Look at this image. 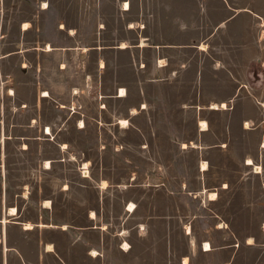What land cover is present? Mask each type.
<instances>
[{"label":"crops","instance_id":"obj_1","mask_svg":"<svg viewBox=\"0 0 264 264\" xmlns=\"http://www.w3.org/2000/svg\"><path fill=\"white\" fill-rule=\"evenodd\" d=\"M0 5V264H162L167 250L175 253L170 264L185 259L258 264L236 240L220 244L202 226L215 218L222 233L230 221L221 214L231 213L236 230L264 231V0H0ZM82 36L90 38L88 45ZM79 80H88L89 96L95 97L88 129L95 136L87 155L68 136L87 126L75 106ZM98 80L105 104L99 110ZM54 93L56 107L50 105ZM115 132L136 134L138 140L112 144L106 134ZM97 133L105 134L99 144ZM34 140L53 143L58 155L28 156ZM146 149L154 151L148 160ZM165 149L195 153L200 183L195 187L187 178L179 195L200 197L199 205H162L160 196L150 206L141 203L144 191L130 182L142 174L130 173L128 166L171 163L161 153ZM130 150L136 155L130 157ZM82 164L93 166L88 176L81 174ZM117 165L124 170L119 173ZM198 209L206 215L169 220L170 242L162 243L163 211ZM146 212L152 217L145 222ZM173 236L187 244H174ZM256 237L250 232L243 245L252 247Z\"/></svg>","mask_w":264,"mask_h":264},{"label":"rangeland","instance_id":"obj_2","mask_svg":"<svg viewBox=\"0 0 264 264\" xmlns=\"http://www.w3.org/2000/svg\"><path fill=\"white\" fill-rule=\"evenodd\" d=\"M72 1V0H70ZM23 10L26 9V6H22ZM3 12V5H0V14ZM89 37L88 36H82L80 38V41L82 44H87L89 42ZM107 39H114V38H107ZM64 43H72L71 39H65ZM98 88L96 91V107L99 110L100 107H105V104L101 103V98L102 95L100 94L101 90H103V87H101V84L99 85V80H98ZM78 85H79V94L80 95V99L77 101V103H75V106L80 109L81 112H83L82 115H85V123H86V128L85 131L79 132V133H70L68 136L70 137V139H75L76 141H79L82 145L81 147L84 148V153L88 152L87 147L90 145V138H93L95 136L94 133H89L88 129L89 125L93 126L92 124H94V120L92 117V114L94 112L95 109V102L93 99H95L94 96H89V84H88V80H79L78 81ZM52 91H54V88L51 87ZM73 92H76V90H72ZM94 92V88L93 86L91 87V92ZM44 93V92H43ZM55 93L52 95L53 99H51L50 105H52L53 107H56L55 105H59V102L57 100H55ZM78 97V94H76ZM74 108V105L71 106ZM83 117V116H82ZM52 120H55L56 122V118L55 116H52L51 118ZM80 124H82L80 122ZM84 124V121H83ZM83 126V125H81ZM46 131H47V127H46ZM105 134H101V133H97V143L99 144L101 141L104 140V136ZM108 136L107 141L112 142H119L120 139H128L129 142H135L137 141V135L136 134H129L128 138L126 134H118V133H109L106 134ZM150 139L152 138V135L149 136ZM93 140V139H92ZM111 144V145H112ZM264 144V143H263ZM262 144V145H263ZM94 146V144H93ZM9 147V146H8ZM13 149V146H12ZM146 155L145 158L146 160H148V156H152V154L154 153L153 150H149L148 149L145 150ZM2 153L4 155V149L2 150ZM161 153L163 154V156L171 161V163H168L166 165H161V166H157V165H152V164H143L140 166H136L135 164H130L128 166L129 168V172L131 173L132 171H139L140 174H142L139 179L135 180V181H131L130 183L134 184L135 186H138L137 188H139V190L144 191V193L142 194V197H140V201L142 204H144L146 206H150L152 204L153 201L156 202V199L159 198L160 196V200H161V204L162 205H169V204H177V205H199L201 202L200 197L194 199L193 201L190 200L189 198L186 197H182L179 195V193L184 189L183 186H181V183L184 182L187 178L191 181L193 186H198L199 185V181H197L196 179V174H195V170H194V165H193V161L195 159V153L193 151L190 152H182L178 149L172 150V149H165V150H161ZM28 156H33V157H37V156H42V155H49V156H57L58 155V151L56 148V145H54L53 143H49V142H45V143H41L40 141H33L32 144V149L30 151V153H27ZM81 156H85L84 154L80 153ZM129 155L130 157H133L134 155H136V151L130 150L129 151ZM82 164L81 168H80V172L81 174L84 176H88L91 172V169L93 168V166L90 165H85ZM99 168L101 169V166H95V168ZM4 168V166H3ZM118 168V172L120 173L121 169L124 170V166L121 165H117ZM154 170H157L159 172L158 175L153 176V172ZM256 171V170H255ZM232 171L231 170H225V177H231ZM216 183V182H215ZM230 183H232V181L230 180ZM166 184V186L164 185ZM159 185H161V189L160 187H158ZM149 190V191H148ZM153 191V192H150ZM223 200L225 199V196L221 197ZM205 202V201H204ZM206 204V203H205ZM166 210V208H165ZM215 212L216 211H212L209 210V214L212 216H215ZM206 215L205 212H201L199 209L196 211H189V213L184 214L182 212H177V213H169V212H162L160 219H161V224L162 227H165L166 230H164V234L162 235V243H166L168 244L170 242V231H169V220H171L173 223L175 222V220L178 223H181L182 221H184L185 219H190L191 217H195V216H204ZM152 215L148 212H146L144 214V221H148L149 219H151ZM224 218L225 220H228L230 222H227L226 227L223 230L222 233H218L217 229H215L214 227V223L212 220L209 224H208V228L205 225H203V229H205L204 231L212 237H216L217 238V242L218 243H233L236 240V244L240 243V249L242 252H244L245 250H250L251 253L253 254V257H256L258 264L261 263V261H263L264 259V246L262 245L263 243V239H264V231L262 229H249V228H243V229H235L232 223V214L231 213H225V214H221V218ZM200 217H198L197 219L194 218V220H197L196 225L198 223ZM211 220V219H210ZM248 224V223H246ZM174 227V224L172 225ZM264 226V225H263ZM144 228V225H143ZM207 228V229H206ZM196 231L199 232L200 228L199 226H196ZM256 232L257 237L255 240V244L252 245V247L248 248L245 247L243 245L244 242V238L246 237V235H248L250 232ZM235 234H234V233ZM238 237V238H237ZM239 239V240H237ZM254 241V240H253ZM171 242H173L174 244H187V239H185L184 237H175L173 236L171 238ZM167 249H169L167 247ZM175 253L173 252H169L168 250L165 253H162V257H164L166 260L163 261L162 264H170L169 258L170 257H174ZM185 261V260H184ZM185 264V263H184ZM188 264V262H187Z\"/></svg>","mask_w":264,"mask_h":264},{"label":"bare ground","instance_id":"obj_3","mask_svg":"<svg viewBox=\"0 0 264 264\" xmlns=\"http://www.w3.org/2000/svg\"><path fill=\"white\" fill-rule=\"evenodd\" d=\"M44 4H45V2H44ZM46 5V4H45ZM126 5H127V7L129 8V2H126ZM44 6V5H43ZM126 7V8H127ZM46 8V7H45ZM24 26L26 25V24H23ZM23 26V27H24ZM63 26V25H62ZM126 44V43H125ZM145 44V43H144ZM122 45H124V43L122 42ZM46 47H48L47 49H51V44H48V46H46ZM102 62V61H101ZM103 65V64H102ZM63 66V65H62ZM121 90V93H120V95H124V93H125V90L124 89H120ZM12 92V91H11ZM77 92V91H76ZM43 95L44 96H48V95H50V93H48L47 91H45L44 93H43ZM223 103V102H222ZM221 104V103H220ZM216 105V104H215ZM214 105V106H215ZM223 105V104H222ZM213 106V107H214ZM62 107H63V105H62ZM217 107V106H216ZM223 107H225V106H223ZM121 120V124L122 125H126L127 124V120H125V119H120ZM119 121V120H118ZM81 125H83V120L81 121ZM203 123V122H202ZM204 125H205V123H204ZM200 127H201V125H200ZM205 127V126H204ZM48 134H51V130H50V127H47V131H46ZM63 145V144H62ZM263 146H264V144H263ZM63 147H66V144H64L63 145ZM247 163L248 164H251V165H253V160L251 159V158H248V161H247ZM47 167H51V164H50V161H48L47 160ZM85 166V165H84ZM207 166H206V163H203V168H206ZM255 172H261V167L260 166H256V171ZM104 184V183H103ZM204 190V189H203ZM208 196H209V198L210 199H216V197H217V193L216 192H209L208 194H207ZM50 202V201H49ZM46 204V203H45ZM47 206V205H46ZM13 208V207H12ZM15 208V207H14ZM10 209L11 210V212H12V214L13 213H15V209ZM134 208H135V205L133 204V203H130V205H129V207H128V210H130V211H133L134 210ZM9 210V211H10ZM10 213V212H9ZM6 221V219L4 218V222ZM27 225V227H31L33 224H31V223H27L26 224ZM49 225V224H48ZM248 241L250 242V243H253V238H249L248 239ZM125 245L127 246V243L125 242ZM205 249H211V244L209 243V242H206L205 241ZM126 246H125V248H126ZM51 248V247H50ZM97 252V251H96ZM93 253V252H92ZM95 254V253H94ZM184 263L185 264H187V259H185V261H184ZM226 264H228V263H226Z\"/></svg>","mask_w":264,"mask_h":264},{"label":"built area","instance_id":"obj_4","mask_svg":"<svg viewBox=\"0 0 264 264\" xmlns=\"http://www.w3.org/2000/svg\"><path fill=\"white\" fill-rule=\"evenodd\" d=\"M84 176H86V175H84Z\"/></svg>","mask_w":264,"mask_h":264}]
</instances>
